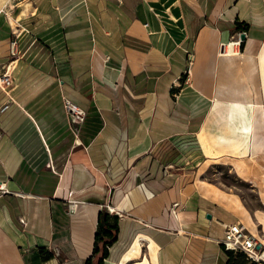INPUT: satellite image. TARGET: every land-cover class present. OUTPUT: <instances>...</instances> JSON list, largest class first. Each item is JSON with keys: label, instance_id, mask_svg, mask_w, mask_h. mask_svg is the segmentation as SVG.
<instances>
[{"label": "crops", "instance_id": "obj_1", "mask_svg": "<svg viewBox=\"0 0 264 264\" xmlns=\"http://www.w3.org/2000/svg\"><path fill=\"white\" fill-rule=\"evenodd\" d=\"M10 62L0 264H86L103 209L104 264H227L224 223L257 217L201 176L223 158L264 176V0H0Z\"/></svg>", "mask_w": 264, "mask_h": 264}, {"label": "rangeland", "instance_id": "obj_2", "mask_svg": "<svg viewBox=\"0 0 264 264\" xmlns=\"http://www.w3.org/2000/svg\"><path fill=\"white\" fill-rule=\"evenodd\" d=\"M33 25L34 24L32 23L31 26L26 27L32 30ZM15 27L17 28L18 26ZM255 138L257 139L256 134L254 133L253 140H249L250 143H261L263 141V139L256 140ZM251 163H254V161ZM251 163H248L243 158L237 160L223 158V162L217 161L207 167L201 177L211 184L213 183L216 185V187H213L214 189H221L225 193L229 192L232 195L231 198L240 200L244 207L257 217V219L254 218L255 224H249L245 221L244 224L257 235L264 237L262 225L259 224V221L264 222V176L263 178L255 179L253 176L254 174L256 176V171L244 173L245 168L248 169L253 166ZM262 164L264 165V161H262ZM249 174H252L253 176H250ZM255 228H257L258 231H256Z\"/></svg>", "mask_w": 264, "mask_h": 264}, {"label": "built area", "instance_id": "obj_3", "mask_svg": "<svg viewBox=\"0 0 264 264\" xmlns=\"http://www.w3.org/2000/svg\"><path fill=\"white\" fill-rule=\"evenodd\" d=\"M246 33V30H243ZM242 32V31H241ZM240 32V33H241ZM14 37L10 41V54L13 58L18 57L21 53L19 48V30L13 31ZM240 38V35H239ZM241 39V38H240ZM11 63L5 65L4 70L0 73V85L10 86L12 84V68ZM67 107L73 117L82 119L84 111L75 103L67 100ZM9 107V102L0 105V114ZM22 221L25 220L22 218ZM225 237L222 244L225 249H234L244 251L247 255L249 264H264V237L257 235L251 231L243 222L235 221L224 223Z\"/></svg>", "mask_w": 264, "mask_h": 264}, {"label": "trees", "instance_id": "obj_4", "mask_svg": "<svg viewBox=\"0 0 264 264\" xmlns=\"http://www.w3.org/2000/svg\"><path fill=\"white\" fill-rule=\"evenodd\" d=\"M238 28L247 29L248 23L245 21L237 22ZM113 219V221H111ZM119 231L118 215H112L103 209L100 214L99 225L96 232V242L94 254L95 256L100 252V256L97 261L94 262V257L90 256L87 259L86 264H104V258L108 256L109 246L112 245L117 239ZM228 253L227 264H249L247 255L244 251L225 249ZM41 254L43 259H49L54 256V252L41 248Z\"/></svg>", "mask_w": 264, "mask_h": 264}, {"label": "water", "instance_id": "obj_5", "mask_svg": "<svg viewBox=\"0 0 264 264\" xmlns=\"http://www.w3.org/2000/svg\"><path fill=\"white\" fill-rule=\"evenodd\" d=\"M240 38L241 40H244L246 38V33L244 31L240 33ZM208 216H211V214H208Z\"/></svg>", "mask_w": 264, "mask_h": 264}, {"label": "bare ground", "instance_id": "obj_6", "mask_svg": "<svg viewBox=\"0 0 264 264\" xmlns=\"http://www.w3.org/2000/svg\"><path fill=\"white\" fill-rule=\"evenodd\" d=\"M240 39V38H239ZM238 41V40H237ZM240 41H242L241 39L238 41V42H240ZM236 42V41H235ZM235 42H233V43H235Z\"/></svg>", "mask_w": 264, "mask_h": 264}]
</instances>
